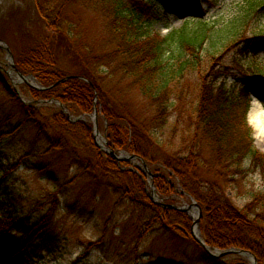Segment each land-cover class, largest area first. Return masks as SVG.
I'll use <instances>...</instances> for the list:
<instances>
[{"label":"trees","instance_id":"trees-1","mask_svg":"<svg viewBox=\"0 0 264 264\" xmlns=\"http://www.w3.org/2000/svg\"><path fill=\"white\" fill-rule=\"evenodd\" d=\"M152 1L162 5L161 12L149 9L150 4H144L145 10L127 6L125 0H34V11L44 29L64 35L60 39L74 49L72 66H60L48 46L35 44L16 55V68L32 74L43 86L69 74L89 82L72 77L50 88H31V102L26 103L0 72L4 94L0 100V144L21 128L32 129L33 137L20 158H35L31 168L48 178L51 202L36 220H28L14 203H0V264H30L38 248L53 249L58 194L75 184L82 188L78 196L86 191L95 205L105 194L111 197L103 224L118 229L119 243L112 244L124 249L126 264H251L240 255L216 258L205 252L191 235L192 220L187 213L150 199L149 176L143 168L118 162L102 151L89 125L82 119L69 120L58 104L47 102L50 99L60 101L74 117L87 116L96 106L108 146L143 158L165 203L176 202L177 197L188 199V195L195 198L202 210L200 230L206 244L249 250L257 264H264V152L254 146L247 120L250 95L264 101V78L250 76L238 89L226 85L225 72L216 66L219 58L235 48L237 56L264 50V32H246L238 25L219 28L207 38L183 25L161 36L148 29L146 23L151 18L185 12L200 17L207 9L198 6V0ZM219 1L213 0L212 6L221 8ZM72 2H82L103 16L109 50L95 54L84 46L81 51L74 25L64 16ZM235 4L241 21L264 8V0H236ZM100 67L107 68L108 75L119 72L128 77L152 115L139 119L127 107L115 111L99 77ZM185 93L190 95L186 110L174 112L180 111L176 106ZM47 104L56 105L57 111L44 113ZM244 163L259 170L263 190L239 206L225 190L232 187L234 173L245 171ZM14 167L0 165V170L6 175ZM201 169L206 171L203 176ZM4 175L0 174V188ZM187 240L193 245L190 251L180 246ZM100 243L101 239L90 242L89 247ZM159 246L165 247L163 255L171 260H155L154 250Z\"/></svg>","mask_w":264,"mask_h":264},{"label":"rangeland","instance_id":"rangeland-1","mask_svg":"<svg viewBox=\"0 0 264 264\" xmlns=\"http://www.w3.org/2000/svg\"><path fill=\"white\" fill-rule=\"evenodd\" d=\"M125 1L127 6H135L143 10L146 9L144 4H150L149 9L152 8L159 12L163 8L162 5L152 0ZM198 1H200L202 8L207 9V12L202 16L196 17L191 12L168 13L158 19L151 18L150 22L146 23L148 29L165 36L173 29L186 25L188 29L200 32L207 38L214 35V31L219 28L238 27V25H242L246 32H264V8L253 11L244 21H241L239 6L235 4L236 0H220L219 2L223 3L221 8L213 7V0ZM17 14H19L18 16L22 15V17H17ZM64 16L67 20H65L66 22H71L74 25L77 33L75 39L79 40L78 42L82 46L81 51H84V46L90 48L91 52L95 54L105 52L111 48L104 31L103 16L99 12L93 10V8L86 7L82 2H72L65 8ZM16 23H19L18 26L21 31L17 28ZM17 30L20 31L18 35L16 33ZM19 35H23V39H17ZM60 37L65 38L62 34L57 36L44 29L41 19L34 11V0H0V40L4 41L9 47L14 64L16 55L26 52L29 47L35 44H40L48 46L54 52L60 66L67 69L70 68L72 66L71 59L74 58L72 54L74 49H69L68 41L61 40ZM237 50L235 48L228 51L222 58H219L217 64L215 63L217 67H220L225 72L226 85L231 86L234 84L238 88L250 76L260 74L264 78V50L259 51L256 55L248 54L246 56H237L235 53ZM8 63L7 52L3 48V44L0 43V72L10 82L12 80L17 81L13 84V87L16 88L15 91L22 99L30 103L31 98L28 95V91L33 87L29 86L21 78L17 80L16 71H12ZM106 69L100 67L98 73L104 88L109 92L108 100L112 108L117 112H122L127 107L128 112H132L137 118L148 119L152 115V109L146 106L144 99L139 95L132 81L128 77H122L119 72L108 75ZM7 72H10V74ZM23 74L26 75V73ZM187 84H189L188 81ZM3 98L4 94L0 89V100ZM189 98L190 95L185 93L182 101L176 106V109L180 111L174 110V112L182 113L185 111L187 108L186 102ZM253 98L254 96L250 95L249 108ZM259 101L264 106V101L260 99ZM57 109L56 105L47 104L43 112L50 114L56 112ZM71 115L74 117V114ZM97 118L99 120V113ZM82 120L90 128L92 127L90 117L85 116ZM247 120L252 127L254 146L264 152V140L257 137L254 127L248 118V112ZM98 127L104 136L99 121ZM33 134L34 132L31 128H21L15 136L5 137L0 144V165L5 167L15 165L14 169L6 175L0 170V174L4 175L0 188V203H14L18 209L24 212L28 220H36L42 216L51 204L48 195L50 187L48 178L31 168L35 158L32 156L20 158ZM104 138L106 139L105 136ZM133 162H128V165L142 168L141 165H136V161ZM244 168H246L244 172L232 175V180L230 181L232 182V187H228L225 190V194L239 206L245 205L252 199L253 195L260 194L263 190V180L259 170L254 166L253 168L249 167L247 163H244ZM57 172L62 175L59 169H57ZM205 172L204 169H201L200 175L203 176ZM149 180L153 181V177L152 179L149 177ZM148 183L146 186L147 193H149ZM81 190V186L75 184L58 194L60 203L54 218L53 232L57 242L54 244L53 249L38 248L34 252L36 257L30 261V264L127 263L124 249L122 247L115 249L112 244L119 243L117 240L118 229L113 224L108 226L103 224L111 197L105 194L101 201L95 205L92 200L87 198L86 191H83L86 195L78 196ZM177 199L172 204L182 205L189 202V199L180 197H177ZM82 204H85L83 211L80 210ZM100 239L102 243L89 247L90 242ZM180 246L187 251H190L193 247L190 240L183 242ZM164 248L163 246L155 248V260H171V257L163 255ZM145 260L148 261L149 259Z\"/></svg>","mask_w":264,"mask_h":264},{"label":"water","instance_id":"water-1","mask_svg":"<svg viewBox=\"0 0 264 264\" xmlns=\"http://www.w3.org/2000/svg\"><path fill=\"white\" fill-rule=\"evenodd\" d=\"M0 43L3 44V48L7 52V57L9 60L8 65L10 66L12 71H16L17 80L19 78H21L22 80H25L28 83V85L33 87V88H36V89L50 88L53 85L58 84L60 82H63L64 80L72 78V77L83 78L89 82V80L83 76L69 74V75H66L63 78L59 79L58 81H56L54 84H51L49 86H43L36 80V78L32 74L24 75L23 73H21L16 68V66L12 60V55L10 53V50H9V47L7 46V44L2 40H0ZM8 74H10V72ZM16 82L17 81L12 80V84H15ZM14 89H16V88L14 87ZM95 98H96V95H95L94 99ZM22 100L26 103H29L28 101H25L24 99H22ZM47 102H55L56 104H58L60 106L62 112L65 113V116L71 121L79 120V119H82L86 116L85 114H80L76 117H72V115L69 113L67 108L60 101H58L56 99H50ZM87 116L90 117V119L92 121V127H91L92 136H93V140H94L96 146H98V148H100L102 151L106 152L107 154H110L111 156H113L114 159L117 160L118 162L126 161V162L134 163L133 161H136V165H141L142 168L147 172L148 176L152 179L153 174L148 170L147 164L143 158H141L137 154L129 153V152L124 151V150L116 151V150H114L108 146L107 140L101 134L99 127H98V118H97L98 117V110H97L96 106L94 107L93 112ZM148 188H149L148 195H149L150 199L155 204L161 205L163 207L173 208V209L183 211L190 216V218L192 220L191 235H192L193 239L198 244H200L202 246V248L205 250V252H207L209 255L216 257V258H222V257L228 256L231 254H235V255H240V256L245 257L247 260H249V262L251 264H257L256 256L249 250H246L243 248H237V247H228L225 249H220L218 247H214V246H211V245H208L205 243V241L202 238L201 230H200V217H201L202 210H201V207L198 204V202L192 196L188 195V198H189L188 203H184L182 205H176V204H172V203L163 202V199H161L158 196L152 180L149 181Z\"/></svg>","mask_w":264,"mask_h":264},{"label":"bare ground","instance_id":"bare-ground-1","mask_svg":"<svg viewBox=\"0 0 264 264\" xmlns=\"http://www.w3.org/2000/svg\"><path fill=\"white\" fill-rule=\"evenodd\" d=\"M248 118L254 127L257 137L264 140V106L256 97L251 102Z\"/></svg>","mask_w":264,"mask_h":264}]
</instances>
